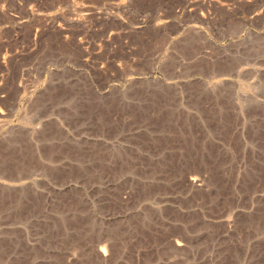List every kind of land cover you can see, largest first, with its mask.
<instances>
[{
    "label": "rangeland",
    "instance_id": "374dc122",
    "mask_svg": "<svg viewBox=\"0 0 264 264\" xmlns=\"http://www.w3.org/2000/svg\"><path fill=\"white\" fill-rule=\"evenodd\" d=\"M0 264H264V0H0Z\"/></svg>",
    "mask_w": 264,
    "mask_h": 264
}]
</instances>
